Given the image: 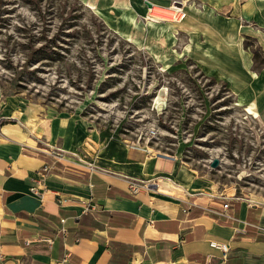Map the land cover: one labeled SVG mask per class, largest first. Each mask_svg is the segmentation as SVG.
<instances>
[{"label": "rangeland", "instance_id": "obj_1", "mask_svg": "<svg viewBox=\"0 0 264 264\" xmlns=\"http://www.w3.org/2000/svg\"><path fill=\"white\" fill-rule=\"evenodd\" d=\"M153 1L180 18L146 21L142 2L128 25L79 0H0V116L77 149L92 132L110 151L148 143L150 156L264 198V124L210 69L226 41L264 68V0Z\"/></svg>", "mask_w": 264, "mask_h": 264}, {"label": "crops", "instance_id": "obj_2", "mask_svg": "<svg viewBox=\"0 0 264 264\" xmlns=\"http://www.w3.org/2000/svg\"><path fill=\"white\" fill-rule=\"evenodd\" d=\"M79 1L101 13L116 11L128 25H135L140 2L152 5L145 18L170 11L153 0ZM213 48L210 58L223 62L210 69L241 113L264 124V68L255 69L239 45L226 41ZM88 138L77 149L53 127L38 132L17 117L0 116V264H204L207 256L218 264L220 251L210 241L229 245L224 264H264L263 197L195 177L175 158L119 144L110 151L98 133ZM46 143L76 156L57 161L40 182L41 167L53 163ZM127 178L156 188L131 195ZM90 200L96 210L84 213ZM226 202L231 219L205 211H221ZM60 220L65 238L57 233Z\"/></svg>", "mask_w": 264, "mask_h": 264}, {"label": "built area", "instance_id": "obj_3", "mask_svg": "<svg viewBox=\"0 0 264 264\" xmlns=\"http://www.w3.org/2000/svg\"><path fill=\"white\" fill-rule=\"evenodd\" d=\"M264 128V126H263ZM130 150L132 151H137V152H141L147 155H151L152 151L148 145V143L145 144H140L139 142H131L128 146H127ZM46 148H47V154L53 159V163L52 164H45L41 167L40 169V182H43V180L45 179V177L47 176V174L54 168V165L57 161L63 160L66 157H75L76 155L70 153V152H66L61 150L60 148L57 147H53L48 145V143H46ZM158 156H166V155H158ZM167 157V156H166ZM171 159H174V157H170ZM80 159V158H79ZM80 161H82L80 159ZM83 162V161H82ZM127 182V189L129 194L131 195H137L139 194L142 190H146L148 189V185L145 181H140V180H136L133 178H127L126 179ZM31 193L35 194L36 196L41 198V194H39L37 187H32L30 189ZM193 206V204L189 203L187 205V208L185 210H183V212H187L191 207ZM228 208V203H224L221 207V211H217L214 209H205L206 212L215 215V216H221V217H226L228 219H231L230 216L225 215L224 211ZM96 210V206L95 204L91 203V200L85 204L84 207V213H88V212H93ZM60 228L57 230L58 235L62 236L63 238L66 237L67 235V231L64 228V220H60ZM48 244H52L53 243V239H47L46 240ZM29 242H26V244H28ZM209 246L213 249H217L220 251V257H219V262L218 264H224L229 256V245L227 243H220V242H216V241H210L209 242ZM210 262V256L206 257L205 263L204 264H209Z\"/></svg>", "mask_w": 264, "mask_h": 264}, {"label": "bare ground", "instance_id": "obj_4", "mask_svg": "<svg viewBox=\"0 0 264 264\" xmlns=\"http://www.w3.org/2000/svg\"><path fill=\"white\" fill-rule=\"evenodd\" d=\"M171 9L173 10H170L168 11L169 13L166 14L165 16H159L156 12L154 11H151V12H148V14L146 15L149 19H156V18H160L164 21H173L174 18L179 17V14H181V9L176 7V6H170ZM150 9V8H149ZM180 18V17H179ZM172 23V22H171Z\"/></svg>", "mask_w": 264, "mask_h": 264}, {"label": "water", "instance_id": "obj_5", "mask_svg": "<svg viewBox=\"0 0 264 264\" xmlns=\"http://www.w3.org/2000/svg\"><path fill=\"white\" fill-rule=\"evenodd\" d=\"M145 4H146V6H147L148 8H151V6H152L151 3H149V2H146ZM209 167H210L211 169H216V168H218V167H219V160H218L217 158L212 159V160L210 161V163H209ZM148 188H149V189H155L156 186H155V185H148Z\"/></svg>", "mask_w": 264, "mask_h": 264}]
</instances>
